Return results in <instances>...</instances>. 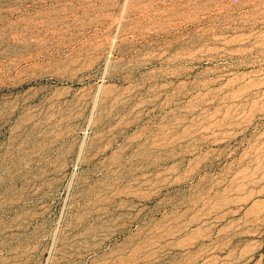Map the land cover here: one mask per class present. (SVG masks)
<instances>
[{
    "label": "rangeland",
    "instance_id": "obj_1",
    "mask_svg": "<svg viewBox=\"0 0 264 264\" xmlns=\"http://www.w3.org/2000/svg\"><path fill=\"white\" fill-rule=\"evenodd\" d=\"M0 12V264H264V0Z\"/></svg>",
    "mask_w": 264,
    "mask_h": 264
},
{
    "label": "bare ground",
    "instance_id": "obj_2",
    "mask_svg": "<svg viewBox=\"0 0 264 264\" xmlns=\"http://www.w3.org/2000/svg\"><path fill=\"white\" fill-rule=\"evenodd\" d=\"M11 9H12V8H11ZM15 9H16V8H14V11H15ZM5 10H6V9H5ZM12 10H13V9H12ZM9 11H10V10H9ZM3 12H5V11L3 10ZM7 12H8V11H7ZM12 12H13V11H12ZM15 12H16V11H15ZM0 13H1V12H0ZM4 14H5V13H4Z\"/></svg>",
    "mask_w": 264,
    "mask_h": 264
}]
</instances>
